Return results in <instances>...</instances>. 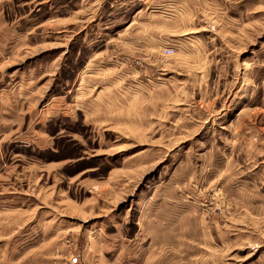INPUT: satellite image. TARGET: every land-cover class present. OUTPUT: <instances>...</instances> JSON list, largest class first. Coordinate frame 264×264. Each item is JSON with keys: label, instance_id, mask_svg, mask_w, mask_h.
<instances>
[{"label": "rangeland", "instance_id": "obj_1", "mask_svg": "<svg viewBox=\"0 0 264 264\" xmlns=\"http://www.w3.org/2000/svg\"><path fill=\"white\" fill-rule=\"evenodd\" d=\"M0 264H264V0H0Z\"/></svg>", "mask_w": 264, "mask_h": 264}, {"label": "built area", "instance_id": "obj_2", "mask_svg": "<svg viewBox=\"0 0 264 264\" xmlns=\"http://www.w3.org/2000/svg\"><path fill=\"white\" fill-rule=\"evenodd\" d=\"M163 51H165V52H170L171 50L169 49V48H164V50Z\"/></svg>", "mask_w": 264, "mask_h": 264}]
</instances>
